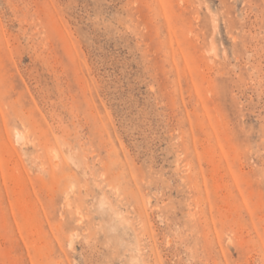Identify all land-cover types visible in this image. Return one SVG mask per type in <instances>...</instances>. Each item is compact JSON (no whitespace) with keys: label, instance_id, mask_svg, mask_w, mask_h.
I'll list each match as a JSON object with an SVG mask.
<instances>
[{"label":"rangeland","instance_id":"374dc122","mask_svg":"<svg viewBox=\"0 0 264 264\" xmlns=\"http://www.w3.org/2000/svg\"><path fill=\"white\" fill-rule=\"evenodd\" d=\"M0 264H264V0H0Z\"/></svg>","mask_w":264,"mask_h":264},{"label":"bare ground","instance_id":"6f19581e","mask_svg":"<svg viewBox=\"0 0 264 264\" xmlns=\"http://www.w3.org/2000/svg\"><path fill=\"white\" fill-rule=\"evenodd\" d=\"M16 138H17L18 140H21V139H22V135H21L20 133H17V134H16ZM54 158H55V157H54ZM56 159H57V158H56ZM56 159H55V160H56Z\"/></svg>","mask_w":264,"mask_h":264}]
</instances>
